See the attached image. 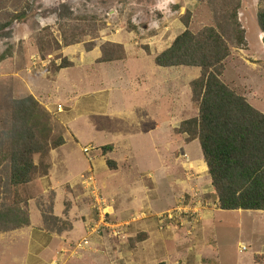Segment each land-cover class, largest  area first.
Instances as JSON below:
<instances>
[{"label":"rangeland","instance_id":"rangeland-1","mask_svg":"<svg viewBox=\"0 0 264 264\" xmlns=\"http://www.w3.org/2000/svg\"><path fill=\"white\" fill-rule=\"evenodd\" d=\"M236 1L0 0V208L19 203L28 219L0 231V264H55L57 251L59 264H264V211L220 209L198 139L179 130L198 115L190 82L199 69L153 62L185 29L214 27L230 49L221 80L264 113L259 3L239 0V46L227 18ZM28 95L65 143L48 149L47 169L13 187L6 130L12 100ZM65 165L73 183L60 181ZM91 227L98 232L79 247ZM30 229L64 241L31 257Z\"/></svg>","mask_w":264,"mask_h":264},{"label":"trees","instance_id":"trees-1","mask_svg":"<svg viewBox=\"0 0 264 264\" xmlns=\"http://www.w3.org/2000/svg\"><path fill=\"white\" fill-rule=\"evenodd\" d=\"M29 1L25 0L26 5ZM258 3L256 21L264 34V0ZM239 7L237 0L227 18L237 45L241 46L245 39L238 20ZM23 16L22 11L14 19ZM229 54L224 36L214 27H204L196 33L185 29L170 46L154 56L153 62L162 68L199 69V75L190 82L198 115L182 121L179 130L191 140L198 139L219 208L264 211V113L221 80L223 63ZM69 64L63 62L58 69ZM6 135L9 146L5 153L8 161L5 176L13 187L29 183L39 166L47 169L46 160L40 163L48 155V149L64 144L61 135L52 139L49 113L31 95L12 100ZM106 148L110 146L102 147ZM105 163L108 167L113 164L108 159ZM3 183L0 174V191ZM18 204L0 208V231L11 228L10 225L27 226V214Z\"/></svg>","mask_w":264,"mask_h":264},{"label":"crops","instance_id":"crops-1","mask_svg":"<svg viewBox=\"0 0 264 264\" xmlns=\"http://www.w3.org/2000/svg\"><path fill=\"white\" fill-rule=\"evenodd\" d=\"M256 23H257V21H256ZM257 30H258V34H259L260 37L264 36V34L259 29L258 25H257ZM248 101H249V103L251 105H253V103H251V101L249 99H248ZM59 112H61V111H59ZM194 140H196V139H194ZM199 152L201 154V150L200 149H199ZM65 168H66L65 171H57L59 176L61 177V179L59 178L60 181L65 180L66 182L71 181L73 183V180H76V177L74 176L75 174L70 172L68 170V168L66 167V165H65ZM61 190H63V189H61ZM55 192H56L55 196H56V200H57L59 198V196H60L61 191H59L58 189H55ZM76 226H78V224L72 223L73 229H75ZM27 237H28V242L30 244L31 257L39 255V257L43 258V255H48L50 253H53V252L59 250L60 245L62 244V242H60V240L64 241L63 238L65 236H64V233H62L60 235L59 234H54V235L52 234V237H50V236L48 237V236L43 235L41 230H32V229H30L28 234H27ZM49 243H51V245L54 243V247H51V251L49 253H46V250L49 248L48 247ZM32 250L35 251L34 254H32V252H31ZM63 256H64V254L61 253V251H57L56 254H55V257L52 259L51 263L55 262V264H59L60 262H62L64 260V259H61V258H63Z\"/></svg>","mask_w":264,"mask_h":264},{"label":"built area","instance_id":"built-area-1","mask_svg":"<svg viewBox=\"0 0 264 264\" xmlns=\"http://www.w3.org/2000/svg\"><path fill=\"white\" fill-rule=\"evenodd\" d=\"M57 109L58 110H62V106L61 105H58L57 106ZM89 150V148L87 147H84L83 148V152L84 153H87ZM89 178V177H88ZM88 187H90L91 189V194H94L95 196V200H96V204L99 206L101 204H104V201L101 199L100 195H99V192L98 190L93 186V180L92 178L90 177L89 180H88ZM99 209V207H98ZM104 219H101V222L103 221ZM106 225V224H105ZM108 226H105V228H107ZM90 231V232H89ZM98 230L95 228V227H91V228H88V234L86 235V237H83L81 239V243L78 244L79 247H86L89 245V241L91 240V236L94 234V233H97Z\"/></svg>","mask_w":264,"mask_h":264},{"label":"water","instance_id":"water-1","mask_svg":"<svg viewBox=\"0 0 264 264\" xmlns=\"http://www.w3.org/2000/svg\"><path fill=\"white\" fill-rule=\"evenodd\" d=\"M261 41H262V42H263V44H264V36H262V37H261Z\"/></svg>","mask_w":264,"mask_h":264}]
</instances>
